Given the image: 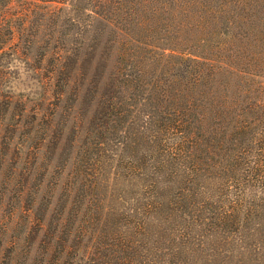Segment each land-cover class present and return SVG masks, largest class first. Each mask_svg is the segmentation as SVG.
Listing matches in <instances>:
<instances>
[{
	"label": "rangeland",
	"instance_id": "rangeland-1",
	"mask_svg": "<svg viewBox=\"0 0 264 264\" xmlns=\"http://www.w3.org/2000/svg\"><path fill=\"white\" fill-rule=\"evenodd\" d=\"M62 2L5 7L0 264H264V189L226 178L259 128L264 71L248 88L221 70L238 101L220 117L197 101L204 115L159 133L139 85L106 120L116 34L83 9L90 1Z\"/></svg>",
	"mask_w": 264,
	"mask_h": 264
},
{
	"label": "trees",
	"instance_id": "trees-1",
	"mask_svg": "<svg viewBox=\"0 0 264 264\" xmlns=\"http://www.w3.org/2000/svg\"><path fill=\"white\" fill-rule=\"evenodd\" d=\"M88 1L89 9L83 8L88 15L100 18L110 28L108 31L114 30L116 34L105 48L111 51L115 42L112 75L107 77L110 92L105 105L106 120L111 111L119 114L116 110L128 105L126 102L136 94L139 85L144 89L141 101L156 104L159 133L182 126L186 122L183 117L191 111L199 117L204 115L201 108L194 107L197 101L208 102L212 114L220 117L234 105L232 101H238L235 93L228 94L227 82H219L221 70L229 75L232 72L246 76L245 81L251 82L246 84L248 88L264 71V0ZM7 4L9 0H0V53L5 38L9 41L12 35L5 15ZM95 43L93 38L89 48ZM54 54L57 63L64 60L59 52ZM144 68H151L149 78ZM98 76L102 78L101 71ZM238 93L244 95V102L251 99L248 90ZM255 99L253 106L264 111L260 103L264 99ZM255 130L233 154V160L240 164L233 170L230 168L226 178L264 189V113ZM181 139L182 144L191 145L189 138Z\"/></svg>",
	"mask_w": 264,
	"mask_h": 264
}]
</instances>
